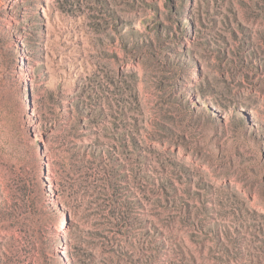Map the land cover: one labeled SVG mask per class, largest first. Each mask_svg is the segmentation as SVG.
Segmentation results:
<instances>
[{"label":"rangeland","instance_id":"1","mask_svg":"<svg viewBox=\"0 0 264 264\" xmlns=\"http://www.w3.org/2000/svg\"><path fill=\"white\" fill-rule=\"evenodd\" d=\"M0 264H264V0H0Z\"/></svg>","mask_w":264,"mask_h":264}]
</instances>
